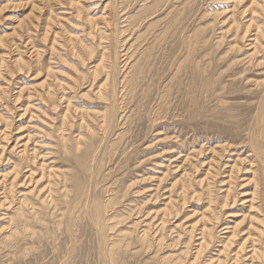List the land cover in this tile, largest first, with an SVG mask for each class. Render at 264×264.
<instances>
[{"label": "bare ground", "instance_id": "1", "mask_svg": "<svg viewBox=\"0 0 264 264\" xmlns=\"http://www.w3.org/2000/svg\"><path fill=\"white\" fill-rule=\"evenodd\" d=\"M133 1L135 2V0ZM137 1L138 2L141 1L142 3L137 7L138 9L134 11H136L137 13L141 11L147 12L143 16L142 20L139 21L138 20L136 21V19L133 18L135 20L133 22L131 20L132 14L129 15L125 7L121 9L119 8L120 10L117 13L118 15L117 19L119 20V22L114 23L113 25L112 23H110V21L104 20L109 17V15L107 18H106L107 16L106 14H105L106 16L103 15L106 9L103 10L102 12L103 14H101V20H104V22L100 23L101 26L98 24V22L96 23L93 22V19L91 18L93 15L92 16L88 14H86L85 16L83 15L85 17L84 19L88 22L86 24H89V30L86 33L87 37L88 36L94 37L96 35L95 37L97 40L95 44L90 46H88L89 44H87V46L84 45L83 44L84 42L81 43L83 44L82 46L85 49L84 51L85 55L87 53V55L91 57V55L95 50V46H97L98 49L100 50L97 49L98 50L97 61H95L94 64H92L90 67L86 65L87 70L82 74L81 77L78 78L84 79L86 78L85 75L86 74L88 75L89 73L90 82L87 86L89 88H87V91L85 92L84 95H87L88 97L95 99L96 105L99 106L98 109L97 108L93 110L81 109L78 111V113L80 114L78 115L76 113L77 111L76 108L74 107V105H72L73 101L71 102L72 96L69 95L65 96V94L63 93V90L65 88H75L77 75H73V77L70 78L69 82L64 81L67 87L63 86L64 83L62 84L63 90L61 89V87L60 89L63 94L61 95L56 94L55 88H57V86L55 88L54 86H52L54 83L49 82L50 84L47 83L48 85L45 86L44 85L45 82L43 81L44 83L41 82L40 85H38L41 86V88L37 91V96L40 101L44 99L50 101L48 108L54 109L59 104L61 105L62 103L65 104L63 111L61 113H58L59 114L58 121H60V124L57 126L56 129H54L53 127V129L57 133V138H56L57 145L61 150L60 153L62 157L61 156L60 157L63 158L62 161L64 165L60 164L59 166H56L55 165L56 163L53 162L55 159L54 160L50 159V161H47L48 157L46 155L47 154L50 155L51 154L50 152L44 155L41 153L42 155H40L39 154L40 152L38 153L37 151L38 149H36V146H39L38 144L39 141L37 142L33 140L34 141L32 142L34 143L33 146L30 149H28V142L32 140L31 139L32 135L30 132L27 131L28 132L27 135L24 136L23 138L22 136H18L15 138L16 139L15 143L8 150L9 154L14 153V156H16L15 160L9 163L8 166L10 169L7 172H5V174L0 173L1 174L0 175L1 178L0 179V210H2V208L5 207V209L9 211L4 213V215H2V217L4 216L3 218L0 217V219H5L7 223L6 228L8 229L7 235L2 236V238L0 239V257H8V258H6L0 264H37V254L35 251L37 247L39 248L38 245L44 239L46 240L48 239L49 233H53V234L55 233L57 237L63 236V238H67L69 244L72 245V247L68 250L71 253L77 251L76 250L77 248L76 249L73 248V244L77 243V240L79 241L80 238L87 237L90 240L91 239L95 240L97 243L98 252L102 254V258H104L103 255L107 256L111 261V264H117L118 261L121 262V260L123 259L122 256L125 255L126 253H131L133 254V256L134 254L137 253L139 256V252L146 254L149 260L153 261L154 264H264V78L263 79L259 78L258 80L256 77L254 80H251L253 82H250L247 79L249 77L243 73L244 71L243 68L241 69V72L237 70V67L240 64L243 65L246 64L244 68L246 67L247 69L254 68V69H259L260 71L262 70L261 72L259 71L260 74L258 76L262 75L261 77H263L264 75V0H248L247 1L249 2L248 5L242 6L241 9L238 8L240 9L239 11H236L234 9L233 11L229 12L230 15H228L226 12L225 17L226 16L227 17L222 21H226V22L228 21L227 26L225 30H223L224 32L219 31L220 34L218 35L217 40L215 41L216 46H219L222 42H224L227 33L229 36H232V38L230 39L231 42L228 43L227 46L225 47L226 49L223 50L224 55L223 53H221L223 55V58L220 56L219 58H221V60L228 58L229 63L226 65V68L232 70L236 66L237 71L232 73V75H234V78L238 77V79H240L241 82H245V84L246 82L249 81L250 84L251 83L253 84L251 85V87L254 86L256 89L254 93H256L255 95H257L256 96L257 102L255 105V111L253 112L254 115L252 117V121L249 127L246 126L248 129L245 132L248 143L246 144L248 145V154L243 158H241L239 155L238 156L236 155L235 159H230V157L228 156L235 155L236 151L235 152L234 150L232 151L230 149L232 145L228 143L213 145L210 149L208 148L206 152H205L206 149L202 145L199 146L197 150H194V148L190 147L191 151L186 153L185 155L184 154L181 155L179 152H177L178 154L177 158L174 157L171 160L169 159L166 160L167 164L166 166H163L165 167L164 168L165 170H163V173H160L159 177L157 176V178H155V182H157V184L150 191L149 195L146 197L147 199H145L144 201L146 202L149 200L156 202L158 198L163 197L161 199L163 200V202L161 201L162 202L161 204L157 203V206L158 205L161 206L155 210H152L153 208L151 210L147 209V211H144L142 208V210L144 211L143 213L141 212L140 207L141 205H143L144 202L139 200L141 202V205H139L140 203L137 204L139 208L137 207V205L132 206L127 204V206L129 207L128 208L123 203V201L126 199L127 195H129V193H132L133 190H131V186L134 183L136 184V181L137 182L138 180L145 181V179L147 178L152 179L151 174L154 172L149 173L150 175L149 176L147 175V177L146 176L144 177L142 175L140 179H136L137 175L133 176L131 178L133 181H130L131 180L130 179L129 180L130 183L128 181V184H126L125 182L122 184L121 183L122 179L117 178V175L115 174L116 172H118L116 170L121 169L119 165L122 162L124 164L127 163V161L130 158H132L135 154H136L135 159L137 158L138 151L141 149L142 146L141 147L136 146L135 145L136 141L141 137H142L141 141L146 139L147 138L146 136L148 134L150 135L151 132L154 130V128L157 126L155 125L157 121L153 123L152 119L149 120L148 121L149 126H147L146 128L148 131H144L143 136H141L142 133L140 129L141 124L140 125L138 124V121H136L137 118L135 121L133 120L132 122H130V124L128 123L129 114L132 113L130 101H132V98H137L138 100L142 98L141 94H143L145 91L143 89L144 84L147 89L149 88V81L147 82L146 70H148L147 69V66L149 64L148 61L152 56V50H153L152 48L154 47V45L152 46L148 44L143 47L144 49L139 51L137 46L138 44H136L137 38L133 39L134 38L133 31L137 27L141 26L142 22H144V24L146 25V28L144 29H147L151 25H154L149 23L150 21L147 22L146 18L152 15L153 13L158 12L157 10L160 11V9H163L165 5L168 6V4L172 2V0H137ZM44 2L46 1L44 0ZM57 3L61 8L67 6L68 7L67 9L69 8L71 9L72 6H74L76 8L74 9L75 10L74 13L77 16L78 15L80 16V14L82 13L81 12L82 8L80 9V7L77 5V1L74 2V0H68V1L59 0L57 1ZM108 3H110L109 0L106 2V4L104 3L105 4L104 8L106 7V5H108ZM117 3L119 5L120 4L122 5L123 0H120ZM148 3L150 5H147ZM39 4L36 5H37V9L40 11L44 7V5L41 4L39 6ZM232 4L234 8V2H232ZM34 6L35 5L32 4L31 10L32 8H34ZM90 8H96L95 4L93 7ZM48 9H49V13L48 16L44 19L45 23H43L44 26H42L43 31L39 36H41V40H43L44 42L48 41L49 44L46 45L45 42L44 43L45 47L43 49L37 47L36 45H33L32 43L34 41L33 40L34 37H31L32 35L31 36L28 35L30 30L29 27H26L23 30L26 31L25 33L26 38L25 39L23 38L24 37V35H22L23 32L20 31L21 34L18 37L20 44L18 43L15 44V47H17L18 45L20 46L23 45L22 44L23 42L24 44H26L23 45V47H27V45L32 44L31 48L33 50L31 49L32 50L31 52L32 53L34 52L33 56H35L34 58L35 62L40 61L39 58H41L44 49L49 51L51 55L55 54L54 52L57 51L56 36L58 32H54L55 30L54 31L52 30L51 34L53 35V37L52 38H50L51 36L49 37V33L51 31L50 29L51 23L53 21L52 23L53 25L54 22L60 18H62V20L66 19V17L62 15L63 14L66 15V13L67 14L69 13L67 11H61V10L60 12L59 11L57 12L56 8L54 9L48 8ZM167 9L168 8H166L164 11H167ZM171 11L172 8L164 16L169 17ZM215 11L216 10H214V13ZM236 12H237V16H236ZM71 13H69V15ZM238 13L240 17L238 16ZM213 16L214 18L215 17L218 18L219 14L217 16L215 13ZM246 16L248 17V19H245V21L241 23L239 19H242L243 17ZM139 17L140 15L138 16V18ZM172 18L174 20V17ZM214 18H212L213 19L212 21L208 22V26L214 24L215 21ZM94 19L96 20L97 17ZM36 21L38 23V20ZM170 21L172 22V20ZM20 22L19 23L17 22L19 27L22 26L20 25ZM110 24L113 27L112 31L110 30ZM119 24L120 26L117 27V25ZM166 25L167 23L164 26ZM83 26H84V22H83ZM164 26H163L164 29H161L159 32L156 31L157 32L156 38L158 37L160 40L166 41L167 38L166 33L168 29L167 26L166 27ZM168 27H170V25ZM93 29H95L94 32L96 33L95 35L93 33L94 31ZM172 29H174V26ZM181 29L183 30V28ZM14 30L15 27L13 28V31ZM58 30L60 31V29ZM176 30L177 28L175 29V31ZM79 31L81 32V30ZM168 32H170V30ZM123 34L125 36H123L121 39L120 38L117 39L115 51H112L109 43L110 37L112 35L120 37V35ZM199 34L201 35L198 29H194L191 33L189 32V34L185 33L183 30V32H180L178 36H176V39L179 40L178 43L180 47L176 46L177 48L175 51H174L175 47H173L172 49V51H174L173 54L174 56L172 59L173 63L172 64L169 63L174 68V71H172V73L170 72L171 77L167 76L169 78L159 85L157 91L158 93H156L155 94L156 96L154 95L155 97L152 99L154 100V102L160 104L161 101L170 94L169 92L173 90L171 89L172 87L170 86L171 83L170 81H173L171 79H174V76L180 72L182 73V71L184 72V75L186 74V77L188 75L193 82L195 81V78H198L199 90L203 94L208 92L211 94L214 93L215 91L214 86L216 80L212 78L209 74H206V72H208L206 71L208 62L207 60H205V58L208 54V51L207 53L205 52L202 53V55H197L198 52L196 54V48L198 47L197 45L200 43L201 40ZM79 35L81 36L80 33ZM71 37L72 36L68 37L69 42L70 40L74 42L75 37L72 38L73 40L70 39ZM208 40L209 37L203 38L202 44L204 45L207 44ZM79 41L80 40L78 39V42ZM246 41L248 42L245 43ZM63 42H65V40ZM161 42L163 43V41ZM102 43L105 45L102 46L101 45ZM61 44L62 43H60V45ZM139 44L141 43L139 42ZM0 45L8 46L9 44L5 42L4 39L0 38ZM158 45L159 44H157V46ZM75 47L74 45L70 47L71 52L75 50L74 49ZM243 48L247 50L245 52L242 50L243 53L240 54L239 52ZM16 49H18V47ZM18 50H20V47ZM24 51L25 50H21V52H19L17 57L13 60V62H15V65H17V68L19 70L21 69V66L23 64L25 67V64L28 61V60L27 61L24 60V57H22L21 55V53H23ZM82 51L83 49L79 50V52ZM76 52L75 55L76 54L78 55V53ZM179 52H180L179 57L175 56ZM155 53L156 55L158 54V52L156 51ZM156 55L154 54V56ZM208 56H210V54H208ZM4 58L5 57L0 55V67H2L1 65H3V63L5 62ZM77 58L79 59V57ZM81 60L83 61L84 59L81 58ZM216 62H220V61H218L217 59ZM210 63L211 62H209L208 65H210ZM82 64L84 63L82 62ZM85 64H87V62ZM49 65H47L45 70L46 71L45 79L49 76L50 74L49 72H51V70L53 71V68L50 67ZM151 66L152 65L148 67L150 68ZM151 75L152 74H150V76ZM49 78L50 77H48V79ZM252 78L253 77H251V79ZM181 79L182 78H180L178 81L176 80V83L178 82L177 83L178 88L180 87V85H183ZM59 80L61 81V79ZM60 81H58V83ZM193 82L187 84L186 86L188 88L187 94L189 95L190 98L189 100H191L192 103L195 101V100L193 101V99L195 96L194 88H196L195 83ZM57 85L59 86L60 83ZM156 85L158 86L157 83ZM38 86L36 88H38ZM22 88L23 86L19 88L17 94L14 95L13 98H15V101H17L20 98L21 95L20 93L22 90H24ZM6 89L8 88L0 87L1 90L0 95L2 94V96H4L3 93L5 92ZM221 89H222L221 91H223L224 87L221 86ZM192 91H194V93ZM217 91H219V89ZM221 91H219V93ZM177 92H179V89L177 90ZM177 92L174 95H176ZM26 97L30 98V95L27 94ZM83 98L84 96L82 97V99ZM121 103L123 104L120 105ZM223 103L225 102L223 101ZM30 106H32V104L30 103V101H28L25 107L22 109V113L19 115L28 112L29 118L30 117L32 118L33 111L29 109ZM229 110L230 109H228L227 111ZM41 111L45 113L44 110ZM4 112L0 113V124L3 127L2 129L0 128V144L1 142H4V144L0 145V163H2L4 159L6 160L7 163L10 161L8 157L9 155L6 158L5 156H3V153L6 151L5 148L7 145L6 142L9 141V138L11 137L10 136L11 122H9L11 121V117L9 116L10 112L8 113L9 115L6 113L4 114ZM50 112L52 111L50 110ZM73 113H76L79 116L78 118L79 120L77 121L78 123H76L78 132L76 134L74 133L75 135L72 134L73 136L70 137L68 133L65 132L66 130L69 131L70 127H73L72 126L74 124L72 121L74 118ZM40 115H38L37 117H39ZM55 116L56 115H54V117ZM145 117L148 116L145 115ZM154 117L155 116H153V118ZM48 118L50 119V116ZM53 122L55 123V121ZM53 122H51V124ZM134 122H135V127L133 129L131 124H133ZM48 124L50 123L48 122ZM127 124H129L128 127ZM125 127H127V129ZM138 127L140 130L138 129ZM50 128L52 127L50 126ZM137 129L139 131L135 132L134 130ZM49 134L50 133L48 132L47 135ZM53 138L55 137L53 136ZM23 139H25V141L23 143H20ZM142 144L143 143H141V145ZM178 144H179L178 142H175V145L179 146ZM162 145H164V143ZM183 145H185V143ZM233 146H235V144ZM241 147H243V145ZM146 148L147 147H145V149ZM204 152L211 153L210 156L208 157L209 159L206 161L204 160L205 158L203 155ZM161 155H162V150H161ZM37 158L40 159V161L37 160L36 162L35 160ZM140 158L136 159L137 161L136 160L134 161H136V163L138 164L136 165L138 169L143 170L142 168H144V165H142V162H144L145 159L147 158L145 159L143 158L140 159ZM178 158L180 159L178 160ZM177 161H179V163L178 164L176 163V165L172 166L173 162H177ZM111 162L113 165L112 167L109 165L111 164ZM66 163L68 165H66ZM159 165H161V163ZM201 172L202 174L199 175ZM119 174H121V171ZM172 175H173L172 177L173 180L169 182V187H167L166 190L167 193L166 196L164 195L165 193L164 194L161 193L162 189L164 188V186H162V183L163 181H165V179L168 176H172ZM217 176H221V178L217 180L216 179ZM21 178L23 179L21 180ZM22 184H24V186L28 184L29 185L26 186L27 188H25V190L23 191L22 190L16 191V186L19 187ZM135 189L138 190L137 187ZM135 189L134 192L136 191ZM128 199L131 200L130 197H128ZM121 203H123L125 207L124 206L122 208L119 207L122 206ZM135 203H137L136 200ZM192 203L195 205L199 204L201 211L197 212L198 208L197 210H194L195 208L190 209L189 210L190 215H187V213L185 212L186 214L182 213L183 216L180 217L179 214L185 211L186 207ZM237 205L241 206L242 212L241 214L238 213L236 216V212L229 211L228 209L235 208ZM132 214L133 216L134 215L136 216L134 217L135 219L131 218V220L125 222L126 219L128 220V218L132 217L131 216ZM234 215L236 216V218H234L235 217ZM178 216L180 218H178ZM189 216H192L193 218L192 220L190 219V221L180 220L178 223L176 222V224L172 222L173 220L176 221V219L178 220L186 219ZM227 217L234 219L231 220L228 219ZM185 221L189 222V224H186L187 222ZM124 222H125L124 226L127 224L128 225L125 226L124 228L123 226H120L122 227V229L118 228V226L122 225ZM139 224L140 226H142V229L138 228ZM174 232L175 234L172 236ZM13 240H15V243L13 244L14 251L12 253L11 250L8 251V248L12 247V245L9 243ZM109 241L111 242L109 243ZM52 245H54V243H52ZM64 248L65 250H67L66 247ZM170 248H173V251L171 252L169 251L170 253H167L168 251L166 250ZM131 249L134 252H132ZM74 254H76V252ZM28 255L29 258H27ZM73 256L75 257V255ZM130 256L128 255V259Z\"/></svg>", "mask_w": 264, "mask_h": 264}, {"label": "rangeland", "instance_id": "2", "mask_svg": "<svg viewBox=\"0 0 264 264\" xmlns=\"http://www.w3.org/2000/svg\"><path fill=\"white\" fill-rule=\"evenodd\" d=\"M45 1L46 2H44V0H0V38L4 39L5 42H7L9 44L8 46L0 45V55L5 57L4 58L5 62L3 63V65H1L2 67H0V72L2 74V75L0 74V87H3V88L7 87L8 88V89L5 90V92L6 91H8V92H6V93L4 92L3 93L4 96H2V94L0 95V109L2 108L0 110V113H2L4 111H7V112H4V114L5 113L8 114L10 112L9 113L10 115L9 114L8 115L11 117V121H9V122H11V126H10V128H11L10 129L11 130V134H10L11 137L10 138L11 139L9 138V141L6 142L7 143V145L5 147L6 151L3 153V156H5V158L9 155L8 157H9L10 161L7 163L6 160L4 159V161L2 163H0V173H2V174L3 173L5 174V172H7L10 169L9 166H8L9 163L11 161L13 162V160H15L16 156H14V153H12V154L8 153V150L12 147V145L16 141L15 138L18 137V136H22V138H23L24 136L27 135L28 132H30L31 135H32L31 136L32 140H30L28 142V149H30L33 146V144H34V143H32V142H34L33 140H35L37 142L39 141L38 142L39 146H36V149H38L37 151H38V153L40 152L39 153L40 155H42V154L44 155V154L50 152L51 153L50 155H48V154L46 155L48 157L47 161H50V159L51 160L55 159L53 162L56 163L55 164L56 166H59L60 164L64 165L63 161H62L63 158H61L62 157L61 153H60L61 150H60L59 146L57 145V140H56L57 133H56V131L54 129H56L57 126L60 124V121H58V119H59V117H58L59 114L58 113H61L63 111V108H64L65 104L62 103V105L61 104L58 105L59 107L57 106L54 109H50V108H48V106L50 104V101L45 100V99L40 101L38 96H37V91L41 88V86H38V85H40L41 82L44 81L45 82V84H44L45 86L50 84L49 82L54 83L53 85L52 84L51 85L54 86V88L57 86V88H55V92H56L57 95H61V94L64 93L65 96L66 95L72 96L71 102L73 101L72 105H74V107L76 108V110H77L76 113L78 115H80L78 113V111L81 110V109L82 110H93V109H96V108L98 109L99 108V106L96 105V102H95L96 100L95 99L90 98L87 95H84L85 92L87 91V88H89V87H87L89 82H90L89 73H88V75L87 74L85 75L86 78H84V79L83 78L82 79L78 78V77H81L82 74L87 70V66L90 67L92 64H94L95 61H97L98 50H100V49H98L97 46H95V50H94L93 54L91 55V57H89V55H87V53L85 55V52H84L85 49H84V47L82 45L84 44V45L87 46V44H89L88 46H90V45L95 44L97 40H96V37H95L96 33H94L95 29H93L94 31L92 30L95 36L94 37L93 36H88L87 37L86 33L89 30V24H86L88 22L84 19L85 18L84 16L86 14L91 15V16L93 15L91 17L93 19V22L94 23L98 22V24L101 26L100 23L104 22V20L110 21V23H112V25L114 23L119 22V20L117 19V16H118L117 13L123 7H125L127 13H129V15L132 14V19L131 20L133 22L135 21L134 19H136V21L137 20L138 21L142 20L143 16L147 13V12H144V11H141V12H138V13L136 11H134V10H137L138 9L137 7L142 3L141 1H139L140 2L139 3L137 0H135V2L133 0H123L122 5L121 4L119 5L117 3L120 0H109L110 3H108V5H106L107 8L106 7L104 8V6H105V4H106V2L108 0H103V1L102 0H74V2L77 1V5L80 7V9L82 8L81 9L82 13L80 14V16L79 15L77 16L74 13L75 12L74 9H76L74 6H72L71 9L69 8L70 9L69 10V9H67L68 8L67 6H64L63 8L59 7V5L57 3V1H59V0H50L51 2L49 0H45ZM61 1H63V0H61ZM65 1H68V0H65ZM240 1L239 0H237V1L236 0H172V2L170 3L172 5H170V4H168V6L165 5V7L163 6L164 8L162 7L163 9H160V11L157 10L158 12L153 13L152 15L154 16V18H153L152 15L149 16L150 18L149 17L146 18L147 22L150 21L149 23L154 24V25H151L149 27L150 29L149 28H147L148 30L144 29V28H146V25L144 24V22H142V24H141L142 27L139 26L140 28L137 27L135 29L137 31H135V30L133 31V34H134V36H133L134 38L133 39L137 38L136 44H138L137 46H138V50L139 51L144 49L143 47L148 45V44H150L152 46L154 45V47L152 48L153 49L152 50V56H151V58L148 61V63H149L148 66L152 65L153 68H152V66L150 68L147 66L148 70H146V72H147V82L149 81V88L147 89L145 84H144L143 89L145 91H147V92L144 91V93L141 94L143 99L140 98L138 100L137 98H132V101H130L131 102L130 106H131V112L132 113L129 114L128 123L130 124V122H132L133 120L135 121L136 118H137L136 121H138L139 125L141 124V126H140V129L142 131L141 136H143L144 131H148L146 128H147V126H149V123H148L149 120L152 119L153 123L157 121L155 123V125H157V126L154 128V130L151 132L150 135L148 134L146 136L147 137L146 139L141 141V138H142L141 137L135 143L136 146H139V147L142 146L141 149L138 151L136 159H139L140 157L143 158V159L147 158V159H145L144 162H142V165H144V168H142L143 170L138 169V167L136 166L138 164L136 163L137 160L135 159V157H136V154H135L132 158H130L127 161V163L124 164L122 162L123 164L121 163L119 165L121 169L120 170H116L118 172L115 173V171H114V173L117 175V178H121L122 179L121 180L122 184L124 182L126 184H128V181L133 176L137 175L138 177L136 176V179H140V177L142 175L144 177L145 176L147 177V175L148 176L150 175L149 173L154 172V173L151 174L152 175V179H154V180L148 179V178L145 179V181H143V180L139 181L138 180V182L136 181V184L134 183L131 186V190H133L132 193H129V195H127L126 199L123 201V203L126 205V207H128L127 204L133 206V205H137V204L140 203L139 205H141L140 201L144 202L145 199H147L146 197L149 195L150 191L157 184V182H155V178H157V176L159 177L160 173H163V170H165L164 169L165 167H163V166H166V164H167L166 160L167 159L171 160L174 157L177 158V155H178L177 152H179L181 155H183V154L185 155L186 153L191 151V148H194V150H197L199 148V146H201V145L206 149L205 150V152H206L208 150V148L210 149L213 145L222 144V143H228V144L232 145V147L230 149L232 151L234 150V152L236 151L235 155L228 156V157H230V159H235L236 155L237 156L239 155L241 158H243V157H245L248 154V145H246L248 143H247V137H246V133L245 132L248 129L247 127H249V125L251 124L252 117L254 115L253 112L255 111V105H256V102H257V97H256L257 95H255L256 93H254L256 89H255L254 86L251 87V85H253V84L252 83L250 84V82H253L251 80H254L256 77H257L258 80H259V78L263 79L264 75H263V77H261L262 75L258 76L262 70L260 71L259 69H254V68L247 69L246 67L244 68V66H246V64L245 65L240 64L237 67V70L241 72V69L243 68L244 69L243 73L246 74L249 77L247 79L250 82L248 81L245 84V82H241V80L238 79L237 76H235L237 78H234V75H232V73L237 71L236 70V66L232 70H229V69L226 68V65L229 63V59L225 58V59L221 60V58H219V56L223 58V55H224V53H223L224 51L223 50H225L226 49L225 47L227 46V44L231 42L230 39L232 38V36H229L228 33H227V35H226V37L224 39V42H222L223 44L221 43L222 45L220 44L219 46H216V44H215L216 43L215 41L217 40L218 35L220 34V32H224L223 30H225V28L227 26V22L228 21L227 22L226 21H222V20H224L227 17V16L225 17L226 12H227L228 15H230L229 14L230 11H233L234 9L236 11H239L242 6L248 5V3H249V2H247L248 0H240ZM78 2H80V3H78ZM232 2H234V8H233ZM39 3L44 5V7L46 6L45 8H47V9H45L43 7L44 9L42 8L39 11L37 9V5H36V4H39ZM173 3H175L176 5L173 4ZM32 4H34L35 6L31 10ZM41 4H39V6ZM94 4H95L96 8H90V7H93ZM147 5H150V4L148 3ZM132 6H134V7H132ZM48 8H50V9L51 8H53V9L56 8L57 12L58 11L60 12V10H61V11H67L69 13H71V12L72 13L70 15H69V13L68 14L66 13V15L65 14H63V15L60 14V15H62L64 17H66V19L62 20V18H60V19L56 20L57 22L55 21L53 25H52V23H53V21H52L51 26H50L51 31L49 33V37L50 36H51L50 38L53 37V35L51 34L52 30L53 31L55 30L54 32H58V33L60 32L61 33V34L59 33L60 37L58 36V33H57V36H56V38H57L56 45L58 46V47L56 46L57 51L54 52L55 54L51 55L49 53V51L44 49L45 53L44 52H43L44 54L42 53L41 58H39L40 61L35 62V59H34L35 56H33L34 52L33 53L31 52L33 50L31 48V45L33 44V45H36L37 47L43 49L45 47V44L46 45L49 44L48 41H45L46 42L45 43L43 40H41V36H39V35H41V33L43 31V29H42L43 27L42 26H44L43 23H45L44 19L48 16V13H49V9ZM166 8H168L167 11H164ZM171 8H172V11L170 12L169 17H165L164 15H166V13L171 10ZM225 8H226V10H225ZM238 8H240V9H238ZM62 9H65V10H62ZM103 10H105L104 14L102 13ZM214 10H216L215 13H216L217 16H218V14H219V16L220 15L221 16L220 17L218 16V18H216V17L214 18V16H213L215 14ZM84 11H86V12H84ZM101 14H103V15L106 14L107 15V16L105 15L106 18L108 17V15H109V17L107 19L101 20ZM67 15H69V16H67ZM99 15H100V17H99ZM139 15H140V17L138 18ZM70 16L73 17V18H71ZM82 16H83V18H82ZM236 16H237V12H236ZM238 16H239V13H238ZM96 17H97V19L95 20L94 18H96ZM172 17H174V20H173ZM77 18H78V20H77ZM109 18H111V19H109ZM199 18H200V20H199ZM212 18L215 19L214 24L211 25V26H208V22L212 21L213 20ZM98 19H100L101 21L98 20ZM245 19H248V17L246 16V17H243L242 19H239V20L242 23V22L245 21ZM36 20H38V23H37ZM60 20H61V22H60ZM170 20H172V22ZM17 22L18 23L20 22V25H22V26L19 27ZM83 22H84V26H83ZM155 22H157V23H155ZM166 23H167V25L169 24L170 27H168L169 25L168 26L166 25L168 30H167V33H166L167 38H166V41H165V40H160L158 37L156 38V35H157V32H159L161 29H164L163 26ZM155 24H156V26H155ZM112 25L110 24V30L111 31L113 30ZM118 26H120V24L117 25V27ZM166 26H164V27H166ZM173 26H174V29H172ZM14 27H15L14 31H16V32L13 31ZM26 27L30 28L28 35H30V36L32 35L31 37H34L33 38L34 41H33V43L31 45H27V47H23V45H26L23 42L22 43L23 45H21V46L18 45L17 46L18 49L20 47V50H18V49H16L17 47H15V44H17V43L20 44L19 40H18V37L21 34V32H23L22 33V35H24L23 38L24 39L26 38V36H25L26 31H23ZM176 28H177V30L175 31ZM181 28H183L184 32L187 33V34H189V32L191 33L194 29H198L199 33H201V35L199 34L200 37H201V40H200V43L197 45L198 46L197 48H199V49L196 48V54L198 52L197 55H202V53H204V52L207 53V51H208V54H210V56H208V54H207V56L205 58V60H207L208 64H209V62H211L210 63L211 66L207 64V68H206L207 70L206 71H208V72H206V74H209L212 78H214L216 80V83H215V86H214L215 91L212 94L209 93V92L203 94L199 90V80H198V78H195V81L193 82L190 79V77L188 75L186 77V74L184 75V72L182 71V73L180 72V73L176 74L177 76L175 75L174 79H171V80H173L176 83V80L178 81L180 78H182L181 80L183 82V85H180V87L178 88V85H177L178 82L175 84L173 81H170L171 83L173 82L172 84L170 83V86L172 87L171 89H173V90H171L172 92L170 91L169 92L170 94L168 93L169 95L167 94L168 96H166V98L163 99L160 104H158L157 102H154V100H152V99L156 96L155 94L158 93L157 91H158L159 85L162 82L166 81L169 77H171V73H172V71H174V68L171 66V64L173 63L172 59H173V56H174L173 55L174 51L176 50L177 47H180L179 43H178L179 40L176 39V36H178V34L180 32H183V30ZM58 29H60V31ZM79 30H81V32ZM169 30H170V32H168ZM171 30H173L174 32L171 31ZM135 32H137V33H135ZM176 32H178V33H176ZM79 33L81 34V36L79 35ZM82 33H83V35L84 34L85 35L83 36ZM77 34L80 36V38H79V36ZM154 34H155V36H154ZM172 34H173L174 37L172 36ZM142 35H144V36H142ZM169 35H170V37H169ZM70 36H72L70 39L75 37L74 40L75 41L77 40V41L73 42V41L70 40V42H69L68 37H70ZM82 36L85 38V40H84V38ZM123 36H125V35L124 34L120 35V37L112 35L110 37V39H109L110 42L109 43H110V47H111L112 51H115L117 39L118 38L121 39ZM202 37L203 38L209 37V40H208L207 44H205V45L202 44V39H203ZM168 38H170V39H168ZM78 39L80 41L81 40L82 41L81 42L79 41L80 42L79 43ZM167 39H168V41H167ZM20 40H21V38H20ZM62 40L63 41L65 40V42H63ZM157 41H158V43H157ZM161 41H163V43ZM173 41H174V43H173ZM139 42L141 44H139ZM176 42H177V44H176ZM247 42L248 41H246L245 43H247ZM60 43H62L61 44L62 46L60 45ZM81 43H83V44H81ZM153 43H155V44H153ZM171 43H172V45H171ZM79 44L81 45V47H80ZM157 44H159V45L157 46ZM167 44H168V46H167ZM213 44H215V45H213ZM72 45H74V47L76 45V47L74 48L75 50H73L71 52L70 47ZM101 45L103 46L105 44L102 43ZM173 47H175L174 51H172ZM76 48H77V50H76ZM59 49H61V50H59ZM82 49H83V51L79 52V50H82ZM21 50H25L23 53H21V55H22V57H24V60H26V61L28 60L29 62L27 61V63L25 64V67H24V64H23L21 66V69L19 70L17 68V65H15V62H13V60L17 57V55L19 54V52H21ZM209 50H211V51H209ZM242 50L245 52L247 49H245V48L241 49L240 52H239L240 54L243 53ZM8 51H10V52H8ZM74 51L75 52L77 51L76 53H78V55L77 54L75 55ZM155 51L158 52L157 55H156ZM58 53H60V54L62 53L61 54L62 56L60 54H58ZM153 53L156 56H154ZM221 53H223V55ZM179 54H180V52L177 53L175 56L179 57ZM50 56H51L52 59L50 58ZM77 57H79V59ZM81 58L84 59V60L82 61ZM217 59L220 62H216ZM82 62L84 64H82ZM86 62H87V64H85ZM169 63H171V64H169ZM47 65H49L50 67L53 68V71L51 70V72H49L50 73L49 76H48V77H50L49 79H48V77L45 79V77H46L45 76V74H46L45 70H46ZM42 66H44V67H42ZM73 69H74V71H73ZM255 73H256V75H255ZM150 74H152V75L150 76ZM168 74H170V75H168ZM73 75H77V77H76L77 81H76L75 88H65L63 90L62 84L64 83V81L69 82L70 78L73 77ZM178 75H179V77H178ZM180 75H182V76H180ZM167 76H169V77H167ZM251 77H253V78L251 79ZM156 78H157V80H156ZM162 78H165V79H162ZM59 79H61V81ZM160 79L163 80V81H161ZM45 80H47V81H45ZM58 81H60L59 82L60 83L59 86L57 85V84H59ZM191 82L195 83V86H196V88H194L195 93H194V91H192L194 93V95L196 96V97L194 96L193 101L194 100L195 101L193 103H192L191 100H189L190 98H189V95L187 94L188 93V88L186 87L187 84H190ZM156 83L158 84V86L156 85ZM22 86H23L22 89H24V90L21 91L20 98L17 101H15V98H13V97H14V95L17 94L19 88H21ZM37 86H38V88H36ZM63 86L67 87V85L65 83H64ZM176 86H177V88H176ZM221 86L224 87L223 91H221L222 90ZM60 87L63 90V93H62ZM155 87H157V88H155ZM66 89H68V90H66ZM178 89H179V92H177ZM218 89H219V91H221L220 93H219V91H217ZM150 91H151V93H150ZM246 91H247V93H246ZM176 92H177V94L174 95ZM27 94L30 95V98L26 97ZM180 94H182V95H180ZM81 95L84 96L83 99H82L83 96H81ZM197 96H198V98H197ZM13 99H14V101H13ZM85 99L86 100L88 99L87 100L88 102ZM221 99L225 103H223V101ZM165 100H167V101H165ZM28 101H30V103L32 104V106L29 107V109L33 111L32 118L31 117L29 118L28 112H26L25 114L19 115V114L22 113V109L25 107V105L27 104ZM43 101H44V103H43ZM47 101H48V103H47ZM85 103H88V104H85ZM150 103H152V104H150ZM191 103H192V105H191ZM77 104H78V106H77ZM122 104L123 103H121L120 105H122ZM79 107H80V109H79ZM148 108L149 109L152 108V109H150V112H149ZM46 109H48V110H46ZM228 109H230V110L227 111ZM41 110H44L45 113H43V111H41ZM50 110L53 113L50 112ZM55 110H56V112H55ZM152 110L155 113H156L157 110L158 111L155 114ZM152 112H153V114H152ZM76 113H73V115H74L73 116L74 118L72 120L73 123H74L72 125L73 127H70L69 131L66 130V132H65V133H68V135L70 137H72L73 135H75L78 132L77 131V127H76V123H78L77 121L79 120L78 119L79 116ZM148 114H150V115H148ZM38 115H40V116L37 117ZM54 115H56V116L54 117ZM145 115H147L148 117H145ZM49 116H50L51 120L48 118ZM153 116H155V117L153 118ZM159 116H160V119H159ZM51 117H53V118H51ZM158 120H159V122H158ZM53 121H55V123ZM48 122L50 124H48ZM51 122H53V123L51 124ZM129 124H127V127H128ZM49 125L52 128H50ZM131 126L134 129L135 122L133 124H131ZM15 127H17V128H15ZM53 127H54V129H53ZM127 127H125V128L127 129ZM0 128L1 129L3 128L1 126V124H0ZM45 129H46V131H48L50 133L49 135H47L48 132H46ZM138 129H139V127H138ZM138 129L134 130V131L135 132L139 131L140 129L139 130ZM53 136L55 138H53ZM154 137H155V140H154ZM54 139H55V141H54ZM24 141H25V139H23L20 143H23ZM239 141H241V142H239ZM175 142H178L179 146L175 145ZM40 143H43V144H40ZM141 143H143V144L141 145ZM151 143H154V144H151ZM163 143H164V145H162ZM184 143H185V145H183ZM232 143H234L235 146H233L234 144H232ZM2 144H4V142H1L0 145H2ZM38 144H36V145H38ZM241 144L243 145V147H241L242 146ZM46 145H47V147H46ZM180 145L183 146V147H181ZM56 146H57V149H56ZM145 147H147V148L145 149ZM19 149H21V148H19ZM58 149H59V151H58ZM147 149H149V150H147ZM161 150H162V155H161ZM245 151H246V153H245ZM205 152H204L203 155L206 158V159L204 158V160L206 161V160L209 159L208 157L210 156L211 153H205ZM150 156H152V157H150ZM200 158H202V157H200ZM179 159L180 158H178V160ZM191 159H193V158H191ZM37 160L40 161V159H38V158L35 161L37 162ZM134 160H136V161H134ZM194 160H195V157H194ZM159 162L161 163V165H159L160 164ZM5 163H7V164H5ZM176 163L178 164L179 161L173 162L172 166L176 165ZM66 165H68V164L66 163ZM109 165L112 167L113 166L112 162ZM24 170H26V169H24ZM120 171H121V174H119ZM201 174H202V172L199 175H201ZM221 176H223V175H221ZM221 176H217L216 179L219 180L221 178ZM168 177L165 179V181H163L162 186H164V188L161 191V193L162 194L165 193L164 195H166V196H167L166 190H167V187H169V182H171V180H173L172 179L173 175L172 176H168ZM18 178H20V177H18ZM22 179L23 178H21V180ZM130 181H133V180L131 179ZM130 181H129V183H130ZM28 185H26V186H28ZM21 186L24 187V188H22ZM26 186H24V184L20 185L19 187L16 186V191L17 190H22L23 191V190H25V188H27ZM136 187H137V189L139 191L135 189ZM134 189L137 192L136 191L134 192ZM128 197H130L131 200L128 199ZM136 197H139V198H136ZM162 198L163 197L158 198V200L156 202L149 201V200H148L149 202L148 201L144 202L143 205H141V207H140L141 208V212L143 213L144 211H147V209L151 210L153 208L152 210H155V209L159 208L161 205L157 206V203L161 204L163 202V200H161ZM135 200H136L137 203H135ZM129 201H131V202H129ZM201 202H203V201H201ZM123 203H121L122 206H119V207L122 208L124 206ZM137 207H138V205H137ZM147 207H150V208H147ZM142 208H143L144 211L142 210ZM197 208H198L197 212H200L201 210H200V205L199 204H197V205H195L193 203L189 204V206L186 207L185 211L181 212L179 214V216L181 217V216H183V214H186V213H187V215H190L189 210L190 209L197 210ZM228 210L236 212V216H237L238 213L241 214V212H242L241 211L242 208H241L240 205H237L235 208H231V209H228ZM0 212H1L0 213V215H1L0 217L3 218L4 216L2 217V215H4V213L9 212V211L7 209H5V207H4V208H2V210H0ZM131 216L132 217L128 218V220L126 219L125 222L131 220V218L135 219L134 217H136L135 215L133 216V214ZM179 216H178V218H180ZM192 216H189L186 219H179V220L176 219V221L173 220L172 222H174L176 224V222L178 223L180 220H183V221L184 220H188V221H190V219L191 220L193 219ZM236 216L234 218H236ZM234 218H228V219L233 220ZM228 219H226V220H228ZM125 222L122 225H119L118 228L122 229V227H120V226H123V228L125 226H127L128 224L124 226ZM185 222H187V221H185ZM186 224H189V222H187ZM6 225H7V223H6L5 219H0V228L3 227L2 229H0V239L2 238V236L7 235L8 229L6 228ZM139 226H140V224H139ZM139 226H138V228L142 229V226H140V227ZM4 231H6V232H4ZM174 234H175V232L172 234V236ZM80 239H79V241L77 240V243L73 244V248H75V249L77 248L76 249L77 251H74V252L71 253L68 250L72 247V245L69 244L67 238H63V236L62 237H59V236L57 237V235H55V233L54 234L53 233H49L48 239L47 240L44 239L38 245L39 248L37 247V249L35 251L36 254H37V264H104L105 262H106L105 264H111V261L109 260V258L107 256L103 255L104 258H102V254L99 253L98 250H97V243H96L95 240H92V239L90 240L87 237L80 238ZM110 242L111 241H109V243ZM14 243H15V240H13V241H11L9 243V244L12 245V247L8 248V251L11 250L12 253L14 251V249H13V246H14L13 244ZM52 243H54V245H52ZM52 246H53V248H52ZM64 247H66L67 250H65ZM173 248H170L171 250L167 249L166 250V251H168L167 253H170L171 251H173ZM75 252H76V254H74ZM132 252H134V251L132 250ZM126 254L122 256V258L125 259V260H123V259L121 260L120 259L121 262L118 261L117 264H154V262L149 260L147 255L144 254V253L139 252V256H138L137 253L134 254V256L131 253H126ZM73 255H75V257ZM128 255L129 256L131 255L129 257V259H128ZM71 257H73V258H71ZM6 258H8V257H0V263L3 262ZM27 258H29V255L27 256ZM101 259L103 260L104 263L102 262ZM104 259H105V261H104ZM109 261H110V263H109Z\"/></svg>", "mask_w": 264, "mask_h": 264}]
</instances>
